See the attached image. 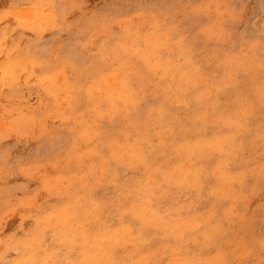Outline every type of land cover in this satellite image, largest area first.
I'll list each match as a JSON object with an SVG mask.
<instances>
[{
	"label": "rangeland",
	"instance_id": "1",
	"mask_svg": "<svg viewBox=\"0 0 264 264\" xmlns=\"http://www.w3.org/2000/svg\"><path fill=\"white\" fill-rule=\"evenodd\" d=\"M0 264H264V0H0Z\"/></svg>",
	"mask_w": 264,
	"mask_h": 264
}]
</instances>
